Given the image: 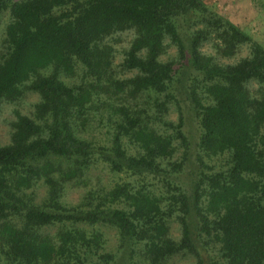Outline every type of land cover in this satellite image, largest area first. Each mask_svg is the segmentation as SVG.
<instances>
[{"label": "trees", "instance_id": "trees-1", "mask_svg": "<svg viewBox=\"0 0 264 264\" xmlns=\"http://www.w3.org/2000/svg\"><path fill=\"white\" fill-rule=\"evenodd\" d=\"M5 15L0 264H264V46L207 0H0Z\"/></svg>", "mask_w": 264, "mask_h": 264}, {"label": "rangeland", "instance_id": "rangeland-1", "mask_svg": "<svg viewBox=\"0 0 264 264\" xmlns=\"http://www.w3.org/2000/svg\"><path fill=\"white\" fill-rule=\"evenodd\" d=\"M207 2L214 7L218 12L225 15L234 23L243 27L246 31H248L252 37L258 41L262 46H264V0H207ZM7 15L3 16L0 21V30L3 27L4 22L6 21ZM247 54V48L245 47L242 52V56ZM38 100V96L35 94L28 95L25 99V109L29 108L30 104L34 101ZM180 100L182 101V107L185 108V112L189 113L186 107V98L184 95L180 96ZM12 107L13 106H5L3 108L2 113L0 114V141L2 143H7L8 136V125L6 123L7 118L12 115ZM174 119L176 117V113H173L172 116ZM186 131L189 137H193V141L196 140V124L192 121L190 117L187 120ZM193 160V159H192ZM190 166V167H189ZM192 172V164L190 163L185 171L180 174L179 181L181 183L189 182L190 174ZM94 175H102V183L106 184L107 182L113 183L116 180H120V176L112 175L108 172V170L104 167L103 164H99L97 169L92 171ZM81 196L80 192L71 191L70 197L76 202ZM52 228L51 230H54ZM98 229V228H97ZM104 232L108 238L109 245L108 250L116 251L117 246V234L116 231L112 228L101 227L100 229ZM173 235L178 238L180 236V229L178 224H173ZM215 259L218 260L219 264H224L223 261L212 254ZM138 260V255H134L133 261L125 260L123 264H133V262ZM194 259L187 256H176L170 260L169 264H194Z\"/></svg>", "mask_w": 264, "mask_h": 264}]
</instances>
